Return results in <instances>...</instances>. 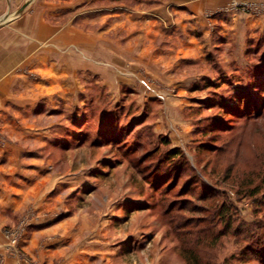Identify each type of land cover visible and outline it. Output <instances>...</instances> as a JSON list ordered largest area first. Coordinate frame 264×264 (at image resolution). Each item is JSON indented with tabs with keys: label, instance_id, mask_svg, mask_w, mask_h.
I'll use <instances>...</instances> for the list:
<instances>
[{
	"label": "rangeland",
	"instance_id": "obj_1",
	"mask_svg": "<svg viewBox=\"0 0 264 264\" xmlns=\"http://www.w3.org/2000/svg\"><path fill=\"white\" fill-rule=\"evenodd\" d=\"M28 1L0 0V24ZM118 1L147 11L165 0ZM111 5L31 0L21 15L74 38L104 31L96 21ZM204 18L179 44L170 29L118 34L132 49L99 58L103 72H65L63 54L78 48L63 40L56 70L26 71L23 104L0 118V264H188L186 249L203 264H264L246 249L264 250V1Z\"/></svg>",
	"mask_w": 264,
	"mask_h": 264
},
{
	"label": "crops",
	"instance_id": "obj_2",
	"mask_svg": "<svg viewBox=\"0 0 264 264\" xmlns=\"http://www.w3.org/2000/svg\"><path fill=\"white\" fill-rule=\"evenodd\" d=\"M232 1L239 0H165L146 11L143 9L144 3L112 0L113 5L110 6L112 11L107 12L105 17L102 16L103 18L98 16L96 21L102 22L105 30L90 34L83 32V30H76L77 33L74 34V38L73 35L70 36L69 32H65L63 35L58 33L56 22L46 18V16L37 15V12L31 16L21 15L17 17L0 27V118L6 115L11 104H23V102H17L15 93L16 91L18 93L19 88L32 85L26 71H40L41 66L49 67L48 70L57 69L58 42L63 40L67 46L74 44L80 52L67 50L63 54V70L65 72L71 74L78 69L103 72L105 69L98 63L99 58L107 55H124L126 51L130 52L129 49H132L122 45L118 34H125L126 31H129L136 37L141 32L138 28L144 26L147 30H142V33L148 31L146 38L152 39L154 34L159 36L170 29L171 32H168V36H175L179 44L180 29L194 33L195 25H205L204 16L208 11H213ZM88 21L86 19V22ZM117 25L122 26L123 33L118 31ZM189 38L195 40L192 35ZM148 49L140 47L138 53L145 52L149 55L151 51ZM186 50L195 54L199 49L197 47ZM173 53V51L166 49H160L158 52L160 56L167 57H171ZM178 53L180 54V51ZM150 62L155 61L152 59ZM6 162L8 161L5 152L0 148V173L6 171L7 167L1 165ZM9 196L6 187L2 186L0 182V200L5 201ZM14 209L17 210L18 207L14 206ZM0 211H7L5 202L0 201ZM3 245L5 243L0 241V247Z\"/></svg>",
	"mask_w": 264,
	"mask_h": 264
},
{
	"label": "trees",
	"instance_id": "obj_3",
	"mask_svg": "<svg viewBox=\"0 0 264 264\" xmlns=\"http://www.w3.org/2000/svg\"><path fill=\"white\" fill-rule=\"evenodd\" d=\"M173 155H175V156H179V151L178 150H174V151H172L171 152ZM226 204V203H225ZM225 204L224 205H222V208L225 206ZM230 208V207H229ZM218 216L220 217V218H225L226 217V215H224L223 216V214L220 212V213H218ZM230 222H231V219L229 220ZM230 224L231 223H229V226H230ZM248 233V232H247ZM248 236H249V233H248ZM258 244L259 243H256V246H258ZM248 247H246V249L248 250V249H250L251 248V251H253V252H255V253H257V255L259 254L260 256H262V254H264V250L263 251H259L260 250V248H258V250H257V252H256V250H255V248H252L251 247V244H248L247 245ZM188 249H186V252H185V254L183 255V258L186 260V262L188 263V264H203L202 263V261H201V259H200V257H199V255L197 254V253H195L193 250H191V249H189L188 251H187ZM260 259H262V262L264 263V256H262V258H260Z\"/></svg>",
	"mask_w": 264,
	"mask_h": 264
},
{
	"label": "built area",
	"instance_id": "obj_4",
	"mask_svg": "<svg viewBox=\"0 0 264 264\" xmlns=\"http://www.w3.org/2000/svg\"><path fill=\"white\" fill-rule=\"evenodd\" d=\"M239 5H240V4H235V7H234V8H235L236 10H238L237 8L239 7ZM247 8H248L247 6H246V7H243L244 10H247ZM17 236H18V235H17V232H16V231L13 232V233H9V234H8V237L11 238V242H12L13 244L16 243Z\"/></svg>",
	"mask_w": 264,
	"mask_h": 264
},
{
	"label": "water",
	"instance_id": "obj_5",
	"mask_svg": "<svg viewBox=\"0 0 264 264\" xmlns=\"http://www.w3.org/2000/svg\"><path fill=\"white\" fill-rule=\"evenodd\" d=\"M30 3H31V0L28 1L25 5H23L18 11H16V13L13 14L12 18L20 16L25 11V9L29 6ZM4 23H5V21H4ZM2 25H4V24L1 23L0 26H2Z\"/></svg>",
	"mask_w": 264,
	"mask_h": 264
}]
</instances>
